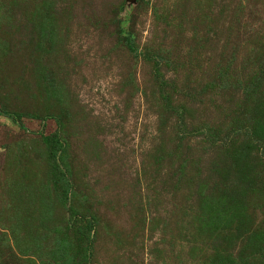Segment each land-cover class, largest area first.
I'll list each match as a JSON object with an SVG mask.
<instances>
[{"label":"rangeland","instance_id":"rangeland-1","mask_svg":"<svg viewBox=\"0 0 264 264\" xmlns=\"http://www.w3.org/2000/svg\"><path fill=\"white\" fill-rule=\"evenodd\" d=\"M0 264H264V0H0Z\"/></svg>","mask_w":264,"mask_h":264}]
</instances>
